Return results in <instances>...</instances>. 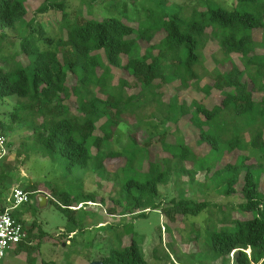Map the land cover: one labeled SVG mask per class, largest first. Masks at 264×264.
<instances>
[{
    "label": "trees",
    "instance_id": "trees-1",
    "mask_svg": "<svg viewBox=\"0 0 264 264\" xmlns=\"http://www.w3.org/2000/svg\"><path fill=\"white\" fill-rule=\"evenodd\" d=\"M26 2L0 0V55L9 39L19 42V52L6 66L0 65V101L18 100L9 122L0 119V136L7 140L16 127L26 126L52 161L66 158L72 167L93 169L119 183L120 199L114 202L126 204L127 214L136 218H147L150 210L174 221L216 207L193 199H173L167 207L157 201L160 186L167 185L172 174L187 176L194 183L202 173L224 195L241 198L233 211L250 216L240 219L223 213L221 226L204 232L202 252L198 257L199 253L192 254L188 264H264V54L258 53L264 43L254 36V31H264V2L238 0L233 10L209 4L204 10L194 8L186 17L182 9H149V16L134 25L116 18L72 19L66 0H43L28 22ZM51 11L62 12L55 26L45 17ZM47 24L54 27L53 33L46 31ZM160 32L166 35L156 36ZM212 44L222 58L208 54ZM207 63L213 68H207ZM206 79L209 82L202 85ZM136 88L140 91L128 95ZM161 88L164 91H157ZM194 89L201 92L202 100L179 101V95ZM165 90L172 95L167 111L160 112L167 114L164 124L187 122L197 141L189 143L177 131L169 136L165 132L162 149L170 159L157 161L134 136L128 149L112 151L110 145L120 126L135 116L143 100L158 101ZM216 91L221 98L210 107L205 99ZM200 148L202 152L197 153ZM227 153L228 162L222 165ZM106 159H120L123 166L110 173ZM121 171L123 183L116 179ZM24 190L32 199L38 191L34 185ZM53 194L61 199L57 207L73 224L82 208L73 209L74 204H98L96 193L74 200L68 192ZM14 216L28 227L18 212ZM32 225L14 251L26 253L31 264H36L32 244L36 224ZM201 236L199 232L196 238ZM100 261L148 264L135 236Z\"/></svg>",
    "mask_w": 264,
    "mask_h": 264
},
{
    "label": "rangeland",
    "instance_id": "rangeland-1",
    "mask_svg": "<svg viewBox=\"0 0 264 264\" xmlns=\"http://www.w3.org/2000/svg\"><path fill=\"white\" fill-rule=\"evenodd\" d=\"M42 1L27 0L28 22L35 17ZM90 3L91 0H66V10L72 19L116 18L134 25L143 22L149 16V9L158 12L182 9V15L186 17L193 13L194 8L204 10L209 4L233 10L237 7L238 0H98L94 5ZM61 15L60 11H51L45 17L51 18L50 22L55 26ZM49 18H45L46 23ZM48 25L46 31L53 33L54 27L52 29ZM165 35V32H160L156 36L162 38ZM254 36L259 43H264V31H254ZM16 52H19L18 40L9 39L4 52L0 55V65L6 66ZM208 52L222 58L214 44L209 45ZM258 53L264 54V49L259 48ZM233 58L238 66L243 68L238 57ZM206 66L209 69L213 68L211 63H207ZM208 82L206 79L202 85ZM163 89L157 91H164ZM139 91V88L129 90L128 95ZM171 95L169 90H165L164 96L158 101L143 100V105L135 111V116L131 115L128 123L122 124L116 131L110 149L116 152L128 149L131 144L130 137L134 136L139 145L147 148L151 158L157 161L170 159V154L162 149V136L165 132L169 136L176 135L177 131L187 142L197 141L187 122L181 121L175 125L169 120L164 124L167 114L161 116L160 112L167 111ZM220 96L221 94L216 91L213 96L206 98L205 102L212 107L216 103V98L219 99ZM258 96L260 95H256ZM186 99L188 102L191 99L202 100V94L196 89L187 90L179 95V101ZM17 102L16 98L0 101L1 120L9 122L12 107ZM6 139L4 145L6 156L0 160V209L11 206L8 197L12 189H26L29 185L36 186L38 195H46L49 197L48 200L52 201L40 207L33 199L30 204L20 207L18 211L28 227L32 228V224H36L32 229L36 264H91L107 256L119 243L128 245L132 236H135L137 242L140 241L148 264H188L192 254L199 253L197 257L201 254L204 232L212 226L217 228L221 226L223 213L233 214L235 218L240 219H247L250 216L233 211V208L242 202L239 196L224 195L220 189L205 180L204 174L199 173L194 183H191L187 176L172 174L170 182L160 186L157 201L167 207L173 199H193L209 201L216 207L197 217L178 216L174 221L159 211L150 210L147 212V218H136L127 214L126 204L119 205L114 202L120 199L119 183L99 176L93 169L89 171L88 168L86 172L72 167L66 158H61L57 162L52 161L49 153L32 139V131L26 126L16 127ZM196 152L201 153V148L196 149ZM228 157L230 156L227 153L221 162L222 165L227 164ZM105 166L108 172L114 173L123 164L120 159H106ZM116 179L123 183L125 174L119 172ZM262 179L264 188V177ZM202 184L205 186L202 187ZM59 191L68 192L72 200L83 194L96 193L98 204L83 203L79 206L74 204V208H82L76 214V224H73L57 207L61 199L56 198L53 193ZM199 232L202 236L198 240L196 237ZM39 244L40 248H37ZM27 258L26 253L18 254L11 250L4 264H31V259ZM193 261L196 263L198 259Z\"/></svg>",
    "mask_w": 264,
    "mask_h": 264
},
{
    "label": "built area",
    "instance_id": "built-area-1",
    "mask_svg": "<svg viewBox=\"0 0 264 264\" xmlns=\"http://www.w3.org/2000/svg\"><path fill=\"white\" fill-rule=\"evenodd\" d=\"M5 143V138L0 136V160L6 156ZM38 194L36 197L39 196ZM32 200L30 192L14 188L8 197L11 206L0 211V264H4L11 250H15L20 243L26 240V224L18 220L14 213L18 212L20 207L30 204Z\"/></svg>",
    "mask_w": 264,
    "mask_h": 264
},
{
    "label": "water",
    "instance_id": "water-1",
    "mask_svg": "<svg viewBox=\"0 0 264 264\" xmlns=\"http://www.w3.org/2000/svg\"><path fill=\"white\" fill-rule=\"evenodd\" d=\"M35 201H37V203L39 204L40 207H44L46 206L50 200H48V197L46 195H39L37 197L34 198ZM31 228L30 227H27V231H30ZM91 264H104L103 262L101 261H95V262H92Z\"/></svg>",
    "mask_w": 264,
    "mask_h": 264
},
{
    "label": "crops",
    "instance_id": "crops-1",
    "mask_svg": "<svg viewBox=\"0 0 264 264\" xmlns=\"http://www.w3.org/2000/svg\"><path fill=\"white\" fill-rule=\"evenodd\" d=\"M4 208V207H3ZM74 208V207H73ZM74 209H78V208H74Z\"/></svg>",
    "mask_w": 264,
    "mask_h": 264
}]
</instances>
